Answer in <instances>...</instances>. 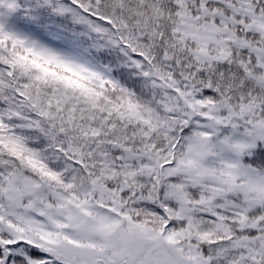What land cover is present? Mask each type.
<instances>
[{
    "label": "snow or ice",
    "instance_id": "snow-or-ice-1",
    "mask_svg": "<svg viewBox=\"0 0 264 264\" xmlns=\"http://www.w3.org/2000/svg\"><path fill=\"white\" fill-rule=\"evenodd\" d=\"M54 10L101 43L0 22V264H264V0Z\"/></svg>",
    "mask_w": 264,
    "mask_h": 264
},
{
    "label": "trees",
    "instance_id": "trees-1",
    "mask_svg": "<svg viewBox=\"0 0 264 264\" xmlns=\"http://www.w3.org/2000/svg\"><path fill=\"white\" fill-rule=\"evenodd\" d=\"M14 1L16 7L12 14H6L8 8L0 10V13L6 14L8 25L5 27L8 31L48 43L49 46L54 43L62 49L86 55L95 52L96 45L101 43L94 35L88 34L83 25L76 24L70 13L61 15L54 10V5L67 4L69 0ZM1 19L3 15H0V22Z\"/></svg>",
    "mask_w": 264,
    "mask_h": 264
},
{
    "label": "rangeland",
    "instance_id": "rangeland-1",
    "mask_svg": "<svg viewBox=\"0 0 264 264\" xmlns=\"http://www.w3.org/2000/svg\"><path fill=\"white\" fill-rule=\"evenodd\" d=\"M6 14H3V19H1V22H3L4 24L6 23V18H5ZM6 25V24H5Z\"/></svg>",
    "mask_w": 264,
    "mask_h": 264
}]
</instances>
